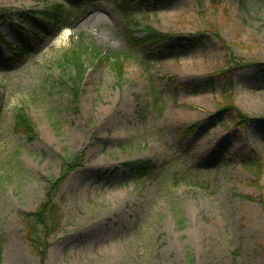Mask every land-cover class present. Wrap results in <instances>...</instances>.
Masks as SVG:
<instances>
[{"label":"rangeland","instance_id":"1","mask_svg":"<svg viewBox=\"0 0 264 264\" xmlns=\"http://www.w3.org/2000/svg\"><path fill=\"white\" fill-rule=\"evenodd\" d=\"M56 3L69 27L42 16ZM113 3L0 0L1 264H39L18 214L75 155L46 264H264V171L256 182L240 160L264 162V0H126V15ZM126 29L158 35L130 47ZM80 38L101 56L75 102L61 57ZM138 160L150 176L131 177L124 163Z\"/></svg>","mask_w":264,"mask_h":264},{"label":"trees","instance_id":"2","mask_svg":"<svg viewBox=\"0 0 264 264\" xmlns=\"http://www.w3.org/2000/svg\"><path fill=\"white\" fill-rule=\"evenodd\" d=\"M135 0H127L132 3ZM126 0H114V6L121 9L126 15L124 9ZM213 5H217V0H211ZM42 16L55 26L57 30L63 27H69V19L71 18L69 9L61 3L50 5L47 9L41 12ZM127 32V41L132 47L134 44L146 43L151 41L152 37L158 35L156 31L149 30V33L144 38H134ZM22 52L15 55L22 56ZM101 53L93 46H89L81 38L74 43L70 48L64 51L61 59L72 72V76L69 80V87L71 89V96L76 102L80 92V86L83 81L86 72V62L100 58ZM113 62L115 70H120L123 66L121 56L117 55ZM102 60V59H101ZM235 88V84L232 80V74L228 71L223 72L220 83L219 92L223 96L230 95ZM233 108L232 103H230ZM227 106L226 108H228ZM225 108V109H226ZM235 110V109H234ZM239 119H247L245 115L238 112ZM15 130L26 134L30 139L34 137V124L30 118L22 111L19 110L15 113L14 117ZM241 165L243 168L248 170L253 179L258 182L264 171V162L261 155L253 153L249 156L241 157ZM124 165L129 169L131 177L134 179L145 178L152 174L155 170V164L149 161H132L126 162ZM65 170L61 176L56 179H50L46 192L44 194L43 202L39 207L31 212L21 211L18 214V219L22 226L23 236L25 241L29 244L33 254L38 258L39 264H46L48 257V250L50 247V239L55 235L63 222L64 212L61 202L58 201V197L61 193L63 184L68 174L82 166V158L78 155L72 158L65 159L63 162ZM259 204L261 205L264 212V196H259ZM1 264V256H0Z\"/></svg>","mask_w":264,"mask_h":264},{"label":"bare ground","instance_id":"3","mask_svg":"<svg viewBox=\"0 0 264 264\" xmlns=\"http://www.w3.org/2000/svg\"><path fill=\"white\" fill-rule=\"evenodd\" d=\"M250 106H251V108H253L255 106V104H253V102L251 101Z\"/></svg>","mask_w":264,"mask_h":264}]
</instances>
